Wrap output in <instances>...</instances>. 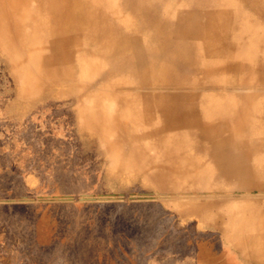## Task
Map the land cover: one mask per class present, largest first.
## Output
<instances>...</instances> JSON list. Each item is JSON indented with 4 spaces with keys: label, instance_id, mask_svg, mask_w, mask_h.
Here are the masks:
<instances>
[{
    "label": "rangeland",
    "instance_id": "obj_1",
    "mask_svg": "<svg viewBox=\"0 0 264 264\" xmlns=\"http://www.w3.org/2000/svg\"><path fill=\"white\" fill-rule=\"evenodd\" d=\"M69 2L73 10L86 14L85 20H74L64 31L71 34L72 28L81 27L86 32L85 64L92 62L104 70L113 66L98 59L104 49L96 38L130 40L140 50L142 46L151 50L153 60L166 61L163 72L150 69L145 84L181 100L192 95L196 106L184 120L194 123L190 128L165 132L170 149L183 147L182 158L175 159L172 152L169 160L182 166L188 182L196 180L197 172L212 179L203 175L202 183L184 185L174 184L169 175L159 182L150 181L144 171H115L104 141H93L102 139L100 133L87 128L80 112L90 105L87 97L95 90H73L99 78L74 71L73 80L67 82L47 73L41 88L24 93L12 59L0 45V156L4 157L0 158V264H141L148 255L130 246L129 234L115 221L121 214L112 210L116 206L129 212L158 210L150 232L159 237L170 229L198 225L195 217L184 221L179 207L190 214L199 206L181 201L224 204L215 208L219 212L235 207L251 221H259L252 215L260 209L264 223V0H85L84 8L81 0ZM48 31L42 36L62 34ZM132 52L125 55L135 57ZM146 61L151 67L152 60ZM237 61L241 68L233 69ZM109 81L125 86L138 83L123 71ZM110 82L99 84V97L107 106L102 95L109 96ZM222 110L228 113L229 126L209 136L206 128L217 122L211 114ZM118 114L124 121L130 118V111ZM238 117L243 123L236 132ZM97 143L102 162L94 149ZM225 152L244 155L247 170L222 173L218 169L222 166L212 163L221 162L218 157ZM97 159L100 163L95 164ZM17 170L26 176L13 185L21 176L15 175ZM155 170L150 167L147 172ZM243 200L251 203L238 207ZM206 210L202 213L207 219ZM28 219L36 223L29 224ZM102 236L108 238L106 250L88 260L77 253L79 241Z\"/></svg>",
    "mask_w": 264,
    "mask_h": 264
},
{
    "label": "bare ground",
    "instance_id": "obj_2",
    "mask_svg": "<svg viewBox=\"0 0 264 264\" xmlns=\"http://www.w3.org/2000/svg\"><path fill=\"white\" fill-rule=\"evenodd\" d=\"M81 1L83 8L88 5L85 0ZM84 12L79 9L73 10L69 0H0V45L12 59L21 91L36 92L42 87V77L47 73L69 82L73 80L74 71H79L80 74L88 72L91 76L99 78L98 82L75 85L73 90L77 92L95 90L96 94L87 95L90 105L83 107L80 112L87 128L100 133L102 138L100 140L104 141L106 146L105 153L112 157L115 171H144L150 181L159 182L169 175L174 184H195L194 179L191 182L183 179L185 177L181 165L177 167L173 165L175 159L182 158L183 147L177 145L170 149L163 138L166 131L178 132L180 128H190L194 124L184 120L195 110L196 106H193L195 98L189 95L185 100H181L182 97L165 93L160 88H154L155 85L147 87L145 83L150 69L157 67L163 72L165 68L163 63L166 64V61L153 60L151 50L144 51L146 48L143 46L140 47L143 50H140L130 40L96 38L95 43L100 45L101 50L104 49L99 56L97 55L98 59L112 63L113 66L104 70L102 66L92 62L85 64L86 32L79 27L72 28L74 30L71 34L68 31L67 34L64 33L66 27L74 20L77 19L78 22L81 18L85 20ZM78 14L81 16L77 17ZM89 28L91 29V25ZM45 30L62 34L56 36L55 33L56 37L46 38L42 36ZM50 34L52 35V32ZM128 50L134 51L132 54L134 53L135 57L125 55ZM120 57L122 59L118 60ZM145 59L152 60L151 67ZM241 64V61H237L232 68L239 69ZM119 71L135 77L138 83L127 86L120 83L111 84L110 77ZM103 81L110 82L107 89L109 96L102 95L108 100V106L99 97L102 90L99 84ZM120 111L122 113L130 111L128 121L120 117L118 114ZM227 114L223 110L212 112V120L216 119L215 121L219 123L215 122L218 127H214L217 126L214 124L206 128L209 136L215 137L219 134L220 127L229 126ZM159 120L163 122L160 123ZM236 122L234 130L239 132L243 121L238 117ZM134 126H139L141 130L138 131ZM150 140L151 145L148 143ZM172 152H175V159L170 162ZM150 167L156 168L154 174L147 172ZM180 179H183L182 182H179Z\"/></svg>",
    "mask_w": 264,
    "mask_h": 264
},
{
    "label": "crops",
    "instance_id": "obj_3",
    "mask_svg": "<svg viewBox=\"0 0 264 264\" xmlns=\"http://www.w3.org/2000/svg\"><path fill=\"white\" fill-rule=\"evenodd\" d=\"M76 117L80 118L79 115ZM90 137L93 136L90 135ZM93 141L101 143L99 138L97 140L94 138ZM98 143L94 144V149L102 162L101 145ZM46 154L52 156L53 153L46 152ZM0 158L4 157L0 156ZM218 159L221 162L212 164L221 165L222 167H218V169L221 168L222 173L225 171L231 174L229 171L237 168L241 171L247 170L244 165L246 157L240 153L225 152ZM99 160L97 159L94 163H100ZM17 174L21 176L13 180V185L22 183L26 176L18 170L15 175ZM195 175L196 183H202L203 175L209 180L212 179V176L205 175L203 172H197ZM180 203L186 205L195 203L199 206L200 209L197 212L188 214L181 210L178 203L181 218L186 221L195 217L198 219V225L194 228L170 229L162 237L150 232L155 224L154 215L159 213L158 210L153 213H145L139 209L129 212L127 209L123 210L122 206L112 208V210L121 213L117 215L115 221L129 234L130 246L144 249L148 255H145L141 264H264V223L260 222V209L253 212V215L249 212L259 220L251 221L247 219L245 211L237 210L235 207L228 211L215 210L216 207L224 204L216 205L213 202L203 204L194 200L187 203L181 201ZM246 203H251V200H243L242 203L236 205L239 207ZM258 207L260 208L259 205ZM202 209H207V219L203 217ZM29 219L27 220L29 224L30 222L36 223L33 219ZM11 238L13 240L15 237ZM107 248L108 238L106 236L84 239L75 245L77 253L86 260Z\"/></svg>",
    "mask_w": 264,
    "mask_h": 264
}]
</instances>
